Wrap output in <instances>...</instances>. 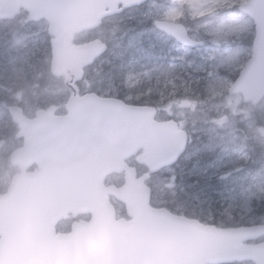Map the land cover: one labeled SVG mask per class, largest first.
I'll return each instance as SVG.
<instances>
[{
	"label": "water",
	"instance_id": "water-1",
	"mask_svg": "<svg viewBox=\"0 0 264 264\" xmlns=\"http://www.w3.org/2000/svg\"><path fill=\"white\" fill-rule=\"evenodd\" d=\"M147 1L0 0V19H13L22 8L31 20L47 19L56 35L52 72L74 90L66 115L40 111L25 127L30 138L22 152L39 160L42 171L17 177L0 202V264H264V244H240L264 233V226L218 229L150 206L151 188L128 160L147 147L138 161L156 173L183 153L185 132L171 122L157 123L153 107L78 94L75 82L107 46L101 40L72 46V35L97 27L121 12V5ZM240 8L254 19L256 37L253 55L231 92L257 102L264 95V0H248ZM155 25L186 46L201 44L183 24L156 20ZM116 173L126 174L125 184L107 186L106 178ZM111 194L127 205L132 220L116 219ZM70 213L92 214V220L56 234L54 225Z\"/></svg>",
	"mask_w": 264,
	"mask_h": 264
},
{
	"label": "rangeland",
	"instance_id": "rangeland-1",
	"mask_svg": "<svg viewBox=\"0 0 264 264\" xmlns=\"http://www.w3.org/2000/svg\"><path fill=\"white\" fill-rule=\"evenodd\" d=\"M243 1L150 0L143 6L129 7L108 18L107 22L112 26L109 24L80 36V40L85 43L99 38L110 46L107 57L98 63L99 68L104 67V64L112 68V59L121 56L120 42L124 35L130 34L135 40L133 48L137 43L136 38L141 40L137 32L119 26L128 19L146 23L156 19L181 22L187 26L193 38L203 42L196 49L174 46L165 53L162 51L156 60L149 57L142 47L144 53L138 51L145 62L129 69L122 83L117 82L110 72H104L98 80L86 79L80 85L88 89L87 92L101 91L98 94L104 97L121 98L122 95V99L127 101L132 99L131 91L134 88L144 89L142 95L151 96L168 89L164 94L172 97L174 103L163 109L164 113L179 120L180 128L189 135L190 147L178 167L150 180L153 187L151 201L154 206L167 207L206 224L253 222L255 211L260 210L257 203H264V97L256 103L260 112H254L255 104L245 105L242 93L230 92L231 82L235 79L233 66L240 64L253 49L250 39H254L255 22L240 10ZM17 17L9 21L0 20V56L11 55H6L12 51L6 38L19 31L16 26L25 22L23 15ZM153 30L147 27L143 33L149 38ZM35 31L38 45L31 50L27 48L19 56L37 54L40 62L49 64L50 56L46 55L49 54L53 37L49 33L48 22H36ZM22 37L27 39L25 34ZM23 57H17V60ZM10 60L14 61L13 58ZM30 64L29 67L32 66ZM223 69L226 70L222 72ZM1 74L14 75L18 85H24L29 100L35 93L51 92L44 87H33L38 85L37 80L49 82L53 79V89L61 96L60 110L65 113V104L72 92L68 93L62 77H54L48 71L40 74L33 72L31 79L35 83L29 85L23 69L5 68ZM243 124L252 128L255 139H261L263 158L253 164L247 136L241 130ZM132 164L137 165L135 161ZM178 171H182L184 178L181 183L176 182ZM160 179L174 186L177 193L175 205L165 206L159 198L155 186ZM114 202L117 207L121 206L117 201ZM251 214L254 216L251 217Z\"/></svg>",
	"mask_w": 264,
	"mask_h": 264
},
{
	"label": "flooded vegetation",
	"instance_id": "flooded-vegetation-1",
	"mask_svg": "<svg viewBox=\"0 0 264 264\" xmlns=\"http://www.w3.org/2000/svg\"><path fill=\"white\" fill-rule=\"evenodd\" d=\"M42 22V21H41ZM29 23L34 22H24L16 26L19 31L14 34L7 36L6 40L9 41V46H12V51L7 52L6 55L10 56H0V202L9 193L10 188L13 185L14 179L22 174L37 173L42 171V165L37 159H32L22 152L27 145V140L29 139L28 133H25L23 129L28 121L33 120L37 117V113L40 110H47L53 112L55 115H61L60 110V100L61 96L59 92H55L50 79L49 82L45 80H37L38 85L33 86L35 88H46L51 90L50 94H38L32 96L30 100L27 98V91L24 85L19 84L18 80L14 75L9 76L8 74H1L2 70L5 68H11L12 70L23 69V72L28 77L29 85L35 83V80L31 79V74L35 72L40 74L42 71H48L51 73V62H52V44L50 43L49 54L50 56L49 64L42 63L39 61V56L33 53L28 57L19 56L29 48H35L38 45L37 35L34 34L35 28H30ZM155 33H158L156 30ZM22 34L27 36V39H23ZM164 36V35H163ZM18 42V46L16 43ZM40 44V43H39ZM18 49V50H17ZM17 57H23L21 60H17ZM157 56H154L153 60H156ZM14 59L11 61L10 59ZM23 60V61H22ZM162 62V61H161ZM31 63V64H30ZM32 65L29 67L28 65ZM138 65L136 66V68ZM51 87V89H50ZM91 90V89H90ZM89 90V91H90ZM71 90H68V93ZM78 91L81 95L87 93L88 89L84 86H78ZM159 121H169L171 120L168 115H165L164 110L161 109ZM178 123V122H177ZM179 128V127H178ZM190 146V139L188 141L187 147ZM172 167H168L163 171H168ZM3 207L0 206V217H2ZM255 221H244V222H231L226 224L217 223L218 228H238V227H252L258 225H264V211H255ZM79 219L71 215L67 220L71 221L75 219L76 221H86L89 220V215H80ZM254 216L253 214L250 215ZM68 226L65 222H60L56 226V231H67ZM264 243V234L256 236L254 238L247 239L241 243L243 246H258ZM233 264H256L253 261H238Z\"/></svg>",
	"mask_w": 264,
	"mask_h": 264
},
{
	"label": "trees",
	"instance_id": "trees-1",
	"mask_svg": "<svg viewBox=\"0 0 264 264\" xmlns=\"http://www.w3.org/2000/svg\"><path fill=\"white\" fill-rule=\"evenodd\" d=\"M23 20L25 21L27 19V14L26 13H23ZM110 23L107 22L106 20H104L101 24V27H105V26H108ZM147 24L145 22H138L137 19H128L126 22H121L119 24V26H121V29H124L126 28V30H130L132 32H138L143 26H146ZM110 26H112L110 24ZM94 30H90L87 32L88 33H91L93 32ZM80 35L81 34H76L75 35V39H74V42L75 43H78L80 42ZM119 35H122L123 34H119ZM82 36V35H81ZM129 35H124V43H122V41L120 42L121 43V46H122V52H121V56L119 60H116L114 62L113 65H111L112 68H109V67H102V68H99V67H89L88 70L86 71L85 73V79H98L99 76L101 74H103L104 72H110L111 75H113L114 77H116L119 81V77H124V75H126V73L129 71V69L132 68L133 66V63H131L136 57L140 58V56H138V50L133 48L132 46H130L129 42ZM152 44L154 45V48L157 49L160 47V42L161 40H158V38L155 40V38L153 37V39L151 40ZM165 43L167 44L165 47V49H167L170 44H171V41H165ZM250 43H252V39L250 40ZM144 44L146 46H148L149 44V41L145 40L144 41ZM135 55V56H134ZM251 55V53H250ZM240 67L237 68V72H240ZM80 85V83H79ZM142 91H144V89H141L140 91H131V93L133 94V97L130 101L134 100V99H139L141 96H142ZM163 93L159 94L157 93V95H154V96H151V95H144V96H151L152 99H157L158 97H160L161 95L165 96V92H168V89H165L164 91H162ZM121 97H123L121 95ZM166 97V96H165ZM134 104H141V103H134ZM247 105V104H245ZM256 106V105H255ZM255 111H259V108L256 106V108H254ZM253 112V113H254ZM245 136H247V147L250 149V151H252V162L251 164L255 163V161L259 160V159H262L263 158V154H262V150H261V139H255L254 136L249 133V132H245L244 133ZM250 164V165H251ZM138 171L140 174H143L144 172L147 173L148 170L144 167V166H138ZM157 175H152L151 174V177H156ZM122 175H114L113 177H111L108 181L110 184H113V183H119L122 181L121 179ZM176 178V182L177 183H181L184 181V178H183V175H182V171H178V173L176 174L175 176ZM191 180V179H189ZM120 216H126V210L124 208H122L120 210ZM212 223V222H210Z\"/></svg>",
	"mask_w": 264,
	"mask_h": 264
},
{
	"label": "clouds",
	"instance_id": "clouds-1",
	"mask_svg": "<svg viewBox=\"0 0 264 264\" xmlns=\"http://www.w3.org/2000/svg\"><path fill=\"white\" fill-rule=\"evenodd\" d=\"M126 102L150 105L156 109V114L158 117L160 115L161 109H166L169 105L174 103L172 97H165L163 95L155 100L152 99L151 96L142 95L139 99H134L132 101ZM155 190L157 191L159 198L164 202L165 206L176 204L177 193L175 191V188L174 186L170 185L165 179H160L157 181Z\"/></svg>",
	"mask_w": 264,
	"mask_h": 264
}]
</instances>
